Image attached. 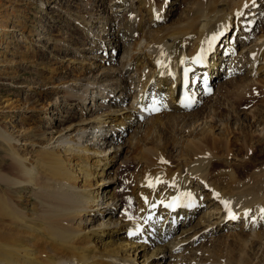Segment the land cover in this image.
<instances>
[{"label": "bare ground", "instance_id": "obj_1", "mask_svg": "<svg viewBox=\"0 0 264 264\" xmlns=\"http://www.w3.org/2000/svg\"><path fill=\"white\" fill-rule=\"evenodd\" d=\"M98 1L103 3V0ZM114 1L119 11L125 13L122 30H115L111 19H104L100 28L93 23L94 18L92 21L88 18L86 22L78 19L74 21L81 29L79 32L87 39H92V47L86 46L84 50L89 49L90 53H96L93 56L97 59L93 62L95 67L100 61L97 53L113 52L112 43L116 42L118 45V41L130 38L133 47L124 51L126 57L120 69H124L131 62L132 70L137 73L138 83L134 84L136 81L131 77L127 86L124 83L126 80L121 78L111 84H105L106 80L103 84H99L100 81H80L81 84L79 83L76 90L72 86L56 87V94L59 95L56 109L64 104L65 107L73 105L69 106L71 112L64 116L65 121H79L70 132L63 134L62 129L51 131V134L54 132L59 135L51 142L54 139L53 133L44 146L34 140L40 135V127H33L28 134H21L20 141L24 143L18 148V137L9 134L7 127L0 124V264H78L75 260L83 264H149L147 261L152 256L157 257L166 250L171 251L173 240L165 245L161 242L170 239L179 224L182 225L181 234L189 230L185 227L190 224L192 216L196 215L204 195L208 207L196 223L205 225L204 232H207L208 224L223 226L234 217H241L244 227L247 226L252 233H235L233 252L229 250L225 255L226 259L222 258L223 255L218 257L224 262L211 258L220 251L215 249L207 254L208 262L202 264H248L247 258L250 254L254 255L252 252L255 247L264 243V169H253L258 160L253 155L252 147H248L253 140L247 132L245 133V124L241 122L237 127L242 134L245 133L243 140L235 141L230 137L235 131H229L228 122L222 118L224 108L218 113L212 108L205 121L203 120V126L196 132H189L183 139L172 137L170 141L160 132V127L169 129L172 124L179 125L182 122L181 128L184 131L200 119L198 115L189 112L206 96L207 80L209 79L210 83L215 82L219 75L222 77V71L218 67L224 64L223 55L217 46L218 40L222 35L226 36L230 26L243 23V17L248 14V5L254 9L257 0H183V3H189V6L174 21L167 26H159L145 32L142 30V20L147 16L146 24L152 23L151 27L158 26L160 20H165V15L160 11L168 0ZM40 3L43 4L42 1ZM170 4L174 5V0ZM3 5L0 2V7ZM259 9L263 10L264 5H260ZM117 16L118 14L113 15L115 18ZM249 16L251 18L246 23V29L254 19V14ZM105 32L109 37L112 36L111 39L100 37V34ZM89 33L94 35L90 36ZM140 36L145 37L144 45L139 44ZM262 38L264 39V33L258 37ZM0 42H3L2 34ZM233 44L234 41L230 40L229 48H234ZM252 46H255V43ZM252 50L247 52V55L252 54L250 62L245 63L247 68L264 60L262 45ZM241 52L240 50L239 54ZM262 68L263 66H260L255 70L261 71ZM120 69H103L102 75L117 73L121 77ZM52 71L54 72L55 68L49 69V73ZM248 74L247 72L244 79H236L235 83H246L247 79L249 82ZM201 75H204L200 79L202 82L198 86L194 85L195 79ZM134 86L138 89L133 91V102L127 108L131 114H123L117 121L113 120L111 114L118 116L115 106L124 103L123 94H129ZM240 86L244 88L245 85L242 83ZM243 91L237 96L238 105L240 101H249L248 93L243 94ZM91 93H95V97L90 95ZM255 93L261 92L254 91L253 94ZM259 94L256 98L261 96ZM115 95L121 98H115ZM88 100L94 102L93 107L88 108ZM3 102H0V110L4 111ZM5 102L6 107L17 109L20 99H7ZM234 104L233 102L230 107L232 112L237 113L234 111ZM153 106H158L164 111L166 120L162 122L160 114H154L143 131L142 125L137 127L134 135L129 138L131 149L126 152H130V157L125 159V162L130 160L136 168H142L140 174L133 177L137 181L140 180L139 183L131 185L128 190L129 200H137L135 203L138 208L124 207L126 215L122 212V217L113 219L117 203L120 201V204L124 205L125 201L124 196L118 198V195L111 192L112 184H116L123 174L122 170L112 171V161L119 159L124 152L119 144H115L123 135L118 132L129 126V120H132L133 124L141 122L144 114L135 113L133 107L137 111L150 112ZM263 109L255 110L253 115H263ZM174 112L183 114L175 116ZM99 113L104 117H98ZM84 115L89 118H81ZM186 116L188 120H184ZM179 117H182L181 121H178ZM233 117L231 114L230 118ZM217 118L219 126L224 127L227 133H215ZM259 120V125L264 122V118ZM155 132L157 136L152 137ZM263 139L264 137L260 138ZM237 142H240V146L235 150V155L233 147ZM175 144L180 145L178 158L181 161L174 170L161 162L171 159L168 148ZM219 166L227 170L217 173ZM222 173L225 176L220 177ZM246 174L251 177V181L240 183L239 179ZM162 187L166 191L157 194L158 190L162 191ZM136 196L142 199L138 201ZM203 205L206 206L204 202ZM91 214L95 216L90 220L91 227L88 228L83 221ZM101 214L103 216H100ZM211 219L216 220L211 223ZM95 222L97 225H94ZM120 223L126 228L124 233H121ZM254 223L256 226L252 230ZM120 234L122 236L119 238ZM139 258H142V261L138 262ZM160 262L159 260L155 263Z\"/></svg>", "mask_w": 264, "mask_h": 264}, {"label": "rangeland", "instance_id": "obj_2", "mask_svg": "<svg viewBox=\"0 0 264 264\" xmlns=\"http://www.w3.org/2000/svg\"><path fill=\"white\" fill-rule=\"evenodd\" d=\"M41 1L43 2V4L40 3ZM0 2L4 4L2 7H0V34H2L3 38V42H0V102H5V100L7 99H10L11 101L20 99L19 108L17 109H10L8 106L6 107V102H3L4 111L0 110V124L2 127L5 125L7 127L5 128L8 130V133H12L11 135L18 137L19 141L21 140V134H28L31 128L40 127V135L37 139L34 138V140H36V143H38L39 145L44 146V144L48 142L49 138L54 133L52 132L51 134V131L62 129L63 131H61V133L64 134L70 132V129L76 123H78L79 120L73 119H68L67 121H65L64 116L68 114L67 112H71V109L68 108H70L69 106L73 105L65 107L64 104L63 106H60V108L56 109L58 107V104H55L59 102V95L56 93H58V88L62 86L64 88L65 86H72L74 90H76L79 88L80 81L89 83L100 81L99 84H103L104 80H106L105 84H111L112 82H115L116 79L121 78L126 80L124 81V83L127 86V84L129 85L131 77H134V81H136L134 82V84L138 83L139 80L136 79L137 73L132 70L131 62L124 69H120L121 63L124 62L126 57L124 51L128 48L131 49L133 47L132 40L129 41L130 38H128V40L124 39V41H118V45L116 42L112 43L114 46L113 52L111 51L108 53H97V55L99 54L98 56L100 57V61L97 62L98 66L95 67V63L93 64V62L97 61V59H95V57L93 58V56H95L96 53H90L91 50L89 49L84 50L86 46L88 47L90 45L92 47V44H90V40L92 39L91 37L88 39L84 37L79 32L80 28L77 27L76 22L74 21L78 19L80 21L84 20L83 22H86L89 19L90 21H92L94 18L93 23L95 24V26L100 28L102 22H104V19H111V21L114 22V29L116 30L118 28V31L122 30L123 25L121 24L125 13L119 11L120 9L116 7L118 5L114 0H103L102 4L98 0L97 3L96 0H0ZM169 2L171 3L173 2V0H168L164 3L165 7L160 11V13L165 15V20H160V23H157L159 24L158 26L151 27L152 23L146 24L147 16L142 20V30L144 32L148 31V29L151 31L154 28H158L159 26L163 27L167 26V24L169 25L180 14H182V11L186 10L189 6V3H183V0H174V5L170 4ZM257 2L258 3H256V7H254V9H252V6H250V4L248 5V8L246 9V11L248 10V16L246 15L245 17H243V23L241 25H234L235 28L233 25L230 26L226 33V36L222 35L220 40H218L217 46H219V50L223 55L222 64H224L218 67L220 71H222L220 72V74H222V77H220L219 75L220 78L218 77V79L215 75L216 81L208 83L210 91H206V96L204 97L205 99L203 98L202 100H200L195 105V107L190 110V112L188 111L190 114H193L195 116L198 115L200 117V121L197 120L194 126L186 128L184 131L183 128H181L182 122H180L179 125H176V123L172 124L169 129H163L164 127H160V132H163L164 137H167L170 141V138L172 137L180 140L181 138L183 139L184 136L188 135L189 132H196L197 130H199L203 126L202 122L204 123L207 113L212 111V108H215L217 113L224 108L221 114L223 115L222 118L224 119V121L228 122L229 131H235L233 134H231L230 137L234 138L235 141H242L243 136H245V133L247 132L248 136H250L253 140L251 144L248 145V147H252L251 149L254 153L253 155L258 160V164L253 168L254 171L264 169V139L260 140L261 137H264V122L259 125V119L262 120L264 118V114H261L262 117L261 115H253L255 114V110H261L264 106V60L260 61L258 64L253 63L254 66L252 65L251 67L250 65L248 68L246 67L245 63L246 61L250 62L252 58V54L247 55L249 53L248 51H253L252 49H256V47L260 45H262L264 49V39H258V37H260V35L264 33V9H259L260 5H264V0H257ZM251 13L254 14V19L251 22V26L248 27V30L246 29V23L251 18L249 16ZM116 14H118V16L116 18L113 17V15ZM78 16L80 17L78 18ZM90 16H92V18H90ZM92 31L94 33L95 28ZM118 31H116V34H118ZM4 32L6 33L5 36ZM106 33L107 32H105V34H100V37H106V40L111 39L110 37L112 36L109 37ZM89 35L93 36L94 34L89 33ZM230 40L234 41V48H229L228 42ZM144 42L145 37L140 36L139 44L144 45ZM254 43L255 46H252L254 45ZM80 49L82 52L80 51ZM224 50H226V52H224ZM240 50L242 51L240 53L241 55L239 54ZM134 54L138 53L134 52ZM109 55H111L112 57H109ZM85 62L90 66H86L87 64ZM230 62L232 63L229 64ZM260 66H263L261 71H256L255 69L259 68ZM116 67L118 68V70L120 69L121 77H119L117 73L110 74V76L102 75L103 69L111 71ZM53 68H55V71L49 73V69ZM151 68L154 67L151 66ZM56 70L58 72H56ZM252 71L253 73H250ZM247 72L249 73L247 78H249L250 80L249 82H247L248 79L247 81L245 80L246 83L242 82L245 85L243 88L240 86V84L242 83H239V81L235 83V81L239 77H242L244 79ZM202 77H204V75L196 78L194 85L198 86L199 83L202 82V80H200ZM190 81L191 79L188 80V83ZM115 85L116 84H114V86ZM135 89L137 91L138 87L134 86L129 94H123V98L125 99V101L124 103H120L115 106V110L118 111V114L116 115L118 116H114V114H111L113 115L111 117L113 120L117 121L118 119H120V115L131 114V112L128 113L127 108H129L131 103L133 102V95L135 94V92L133 91ZM219 91H221L222 93ZM241 91H243V94L248 93L247 99L249 101H240V105H238V102H236L238 101L237 96H239V94H242ZM254 91H259L262 94H253ZM115 93L116 91L114 92V94ZM250 93L253 95L251 96ZM257 94L261 96H259V98H256ZM90 95L95 97L96 94L91 93ZM115 98H121V96L115 95ZM135 101L134 103H136ZM233 102L235 103L234 106L236 109L234 111H236L237 113L232 112V107H230ZM167 103H169L168 100ZM93 104V101H89L88 108L93 107ZM133 108L136 110L135 107ZM135 110V113L140 112L141 115L144 114L141 122L133 124L132 120L127 121V125L129 126H127L124 130H119L118 133L123 135L121 136L119 141L115 142V144H119V146H121L120 149H123L124 152L120 155L119 159H117L116 161H112V171L118 172L122 170L123 174L116 182V184H112L111 192H114L115 195H118V198L124 196L125 201L124 205L120 204V201L117 203L118 207L113 219L122 217V212H124L126 215V212L123 211L126 210L123 209L124 207L131 206V209L138 208V204L135 203L137 200H132V202L129 200L130 193L128 190H130L131 185L139 183L140 180L137 181L133 177H135L137 174H140L142 168H136V165L134 163H131L130 160L128 162H125V159L130 157V152L126 153L127 150L131 149L129 138L134 135V131L136 130V128H140L141 125V131H143L146 128L147 124H149L150 118L154 114H160V120L162 122L166 120V116L165 114H163L164 111L160 108L155 113ZM174 114L175 116H181L183 112H174ZM231 114H233V118H230ZM100 115L101 114L99 113L98 117ZM74 117L76 116L74 115ZM100 117L103 118L104 116ZM81 118H89V116L84 115ZM181 119L182 117H179L178 121H181ZM184 120H188V117H184ZM216 120L217 127L215 133H227L228 131L226 129L224 130V127L219 126L218 118ZM241 122L245 124V133L243 134L241 131L237 130V127ZM250 124L251 126H249ZM246 125H248V127H246ZM66 126L69 128L67 129ZM180 133L181 135H179ZM153 134L152 137L157 136L156 132ZM58 135L59 134L54 133V139L51 142H53L58 137ZM150 137L151 135L149 136V138ZM23 143V141L22 143L20 141L19 144H17V147L19 148V146H23ZM157 143L159 142L157 141ZM237 143L238 144L233 147L234 151L238 150V146H240V142ZM168 149L171 155V159L167 161L163 160L161 163L166 167H171L175 170L178 168L177 163L181 161V159L178 158L180 145L175 144ZM234 154L237 155V151H235ZM168 161L171 162L169 163ZM217 168V173L218 171L227 170L223 166H219ZM247 174L244 176L242 175V178L239 179L240 183L251 181V177H249V175ZM222 175L225 176V174L222 173L220 177H222ZM107 185L110 184L107 183ZM125 191H128V193ZM165 191L166 189L163 188L162 191L158 190L159 193L157 194L160 195ZM205 196L206 195H204L199 209L196 205L195 210L198 209L196 215L192 216L190 224L185 227L186 229H189L187 230L188 233L186 231L185 233L181 234L180 227L182 225L179 224V228L175 231L174 234H172L171 238L165 239V241L161 242V244L165 245L173 240L174 245L171 248V251L166 250L163 254H160L157 257L152 256L147 261L149 264H158L155 262L159 260L161 261L159 264H175L176 262L177 264L207 263V254L213 252L215 249L220 250L217 254L218 256L215 255L214 257L213 255L214 258H211L217 262L218 260L224 262L222 258H227L225 256L226 253L229 250V252H233V248L235 246L234 237H236L238 231L242 234H248L249 229L247 226L244 227V220L241 217H238V219L237 217H234L232 221L228 222L229 224L226 223L223 226L208 224L206 230L207 232H204L203 226L205 225H202V223H196L200 218H202V216L205 214L204 212L207 210L208 206ZM136 198L138 199V201L142 199L139 196H136ZM203 202L206 204V206L203 205ZM109 205H111V203ZM94 216L95 214L89 215V219L86 218V220L83 221V224L86 222L84 225L90 228V220L93 219ZM100 216H103V214H101ZM126 219H128V217ZM215 220L216 219H211V221L209 222L212 223ZM119 221L121 222V219ZM120 224V227H122L121 233H124L126 228L125 226H123V223ZM94 225H97V222H95ZM144 225H146V222L144 223ZM214 226L216 227V230L214 229ZM255 226L256 224L254 223L251 229L254 230ZM88 228L86 232L88 231ZM249 233L252 232L250 231ZM155 235L156 233H154V237ZM121 236L122 234L119 235V238ZM174 238H177V240H174ZM139 244L140 242L137 244V246H139ZM170 245H172V243H170ZM252 253H254V255L250 254V257L247 258L249 261L248 264H264L263 242L261 246H256ZM222 255L223 257L218 259V257H221ZM237 255L238 254H236V256ZM139 261H142V258H139L138 262ZM75 263L83 264L81 262H77V260H75Z\"/></svg>", "mask_w": 264, "mask_h": 264}]
</instances>
